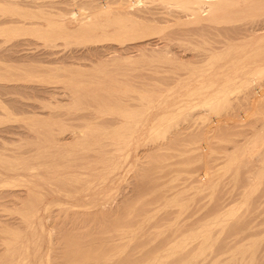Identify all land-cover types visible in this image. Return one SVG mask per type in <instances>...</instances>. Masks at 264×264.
<instances>
[{
	"label": "bare ground",
	"instance_id": "obj_1",
	"mask_svg": "<svg viewBox=\"0 0 264 264\" xmlns=\"http://www.w3.org/2000/svg\"><path fill=\"white\" fill-rule=\"evenodd\" d=\"M25 1L28 3V6L29 4L34 6V8L32 7V9H34L33 12L38 13L35 15L33 13V15L30 14L32 15L30 18L28 17L29 14H25L28 15L26 16L28 18H26L23 13H20L19 16L17 15L18 17L12 14L15 16V19H11L14 18L11 15L13 11L7 10L8 12H3L0 16L1 18L6 17V19L8 16L7 13L10 14L9 17L12 16L9 20L5 19V21H3V18L2 20L0 18V216L7 215L5 212L10 216L0 218V264H105V262L102 261L104 260L101 258L102 256L95 257L93 255V257H91L93 253L91 248H99V246L102 245L100 242L101 237H98L101 236L99 235L100 232H98V235H95L97 239H89L87 237L88 235H86L87 230L85 231V225L89 226L90 229L91 227L93 229L98 227L105 229L110 227H112V229L114 228L112 225L119 218V212L131 206L130 202L133 200L129 194L134 191L135 185L132 187L133 191H130L128 185H130L131 181L127 182L129 183L128 185L126 184V180L132 170L131 168L135 165L137 166L140 162L141 164L143 163L142 166H144L145 162L142 160H145L147 156L149 157L151 152H156L160 149L158 142L155 140H153V142L152 139L157 137V133L165 130L161 127L165 126L168 128L169 125H166V120L169 116L171 117L172 115L174 117L173 113H177L178 115L180 110H184L185 113L189 114V112L185 110L189 107L187 105H189V103L192 105L191 102L194 101V98L192 101L191 98L194 94L192 91L196 86L192 88L193 90H190L193 84L190 80L192 78L179 79L181 78V73L180 76V70L174 73L176 68H174L175 70L173 69V74L170 73L171 75L168 74V77H163L164 80L166 79L163 83L164 85L165 83L166 85L170 83V87L165 89H163L164 87L161 83L163 80H161V77V81H157L158 83L153 81L154 83L151 82V84L146 79L147 77H149L148 79H151V77L158 78V75L153 77L157 70L153 68L154 70L151 69L149 72L146 67V65L149 64H144L143 59L148 61L147 52L149 51H147V48H151L149 46L154 42V38L147 37V35L149 36L150 34L151 36V33L155 29V25L158 24L153 22L156 16L155 14L157 13L154 8L156 5L154 6L155 3L153 1H159L158 3L160 4L162 3L161 1L164 2V0ZM169 2L174 5L176 4L175 6H178V8H173L174 13H172L173 10L168 8H166L168 9L166 11H160L159 13L164 16V20L168 19L166 18L168 17L166 13H170L172 15H169L175 16L179 24L180 22L186 25L193 23V26L189 24L192 26V29L197 27L195 29L201 32L197 34H203L205 37L208 34L209 36L206 37L208 39L221 41L233 38L237 42L243 40L241 41V45H237L233 49H227L223 44L209 46L207 48L208 51L206 49L207 52L202 54L204 56H201L202 58H200V60L197 58L198 55V57L201 55L199 54L200 50L199 52L196 51L198 52L197 56H194L193 59L191 55L192 60L198 62L202 59V64L205 60L206 62L204 66L200 65L201 67L199 66L200 62H198L199 64L197 63V66H199L200 69L198 67L190 71L193 73H198L200 71V73L206 72V77L201 80L206 81L204 83L206 84L205 87L207 89L205 90H207L208 99L205 101L206 104L203 100H200L201 103L198 101V105L200 106L202 103L208 105L209 103V108L211 106L210 109L217 111V105L221 104L219 105V107L221 106L219 110L221 109L222 116L213 118L210 113L208 117H210V119L212 117L213 120L210 121L208 118V121L206 119L207 123L211 122L210 129L213 128V131L217 129L218 132L220 131L219 129L227 130L228 132L236 131V135L238 134V138L241 136L240 139L242 141L238 139V142H241L236 144V139L235 146H245L248 145L249 142L255 145L257 142L259 143V147H262L264 153V0H169ZM16 4L15 6L17 7ZM11 6L13 5L10 4V7ZM18 6L20 8L22 5L18 4ZM26 9H28L27 6ZM16 12H18V10H16ZM21 14L24 16V19H18L22 17ZM158 16L159 14H157L156 17ZM242 16H246V18L242 19ZM170 18L174 20V18ZM190 26L186 27L187 30L183 32H191L189 34L194 35L192 31L196 30H189L188 28H190ZM178 28L183 30V28ZM205 29L207 30L206 35L202 32ZM184 36L186 35L184 34ZM190 36L189 38H191ZM201 36L202 35H200V37ZM194 37L195 36H193V38ZM200 37H198V39ZM182 38L184 37L182 36ZM165 42L166 41L163 42L164 46H168V42H166L167 44ZM158 45L159 47L163 46L160 45V42ZM203 51L205 50L201 52ZM196 52L194 51L195 54L191 53L196 55ZM145 53L147 57L143 58ZM181 55H183V53L180 54V56ZM184 56H186L185 59L191 60L187 55H183L182 58H184ZM205 56L206 58H204ZM173 58L174 57H172V59ZM175 60L176 62L180 60L181 63L182 59ZM184 61L183 65L186 62ZM188 62L189 61H187V63ZM170 63L173 65L174 62L170 61ZM152 64L151 62L150 65ZM143 65H145L146 68ZM150 65L148 67L149 69ZM158 67L159 66L156 68L159 71L163 69H159ZM144 69H147L146 71L149 76H145V71L144 73L142 72ZM167 69L169 68L167 67ZM198 69L199 71H197ZM152 71H154V73H152ZM159 73L157 71V74ZM131 82H135L139 85V88L131 84ZM129 83L132 85L131 87L134 86L137 87V89L134 87V90H132L133 88H128L130 87ZM147 87H151L150 91ZM256 88H258V91ZM259 89L261 90L260 92ZM199 91L201 92L202 90L199 89ZM204 93H200L202 94L200 98L206 95ZM196 104L197 103H195V105ZM204 104L201 106L204 109L208 108V106L204 107ZM190 109L192 108L190 107ZM198 109L196 111H198ZM252 111H258V115L250 117ZM188 114L186 115L189 116ZM201 114H203V112H201ZM201 114H198L197 117H203ZM213 114H215V112ZM182 115L180 116L183 117ZM180 116L177 117V120ZM197 117L196 119L198 120L199 118ZM174 119L176 120V118ZM171 121L174 122V120ZM177 122L173 123L177 124L176 129L179 128ZM182 124L180 125L181 129L185 127H182ZM172 125H170V128H172ZM189 125H187V127ZM204 126H207V128L209 127L207 124H204ZM204 126L203 129H205ZM207 128L205 129V135L209 133L207 132ZM183 130L187 131V129ZM198 130H200L199 126ZM171 132H173V130ZM200 132L198 131V133ZM210 132L212 133V130ZM218 132H216V134H218ZM174 133L176 132L172 134L174 135ZM162 134L161 135L164 136V133ZM183 136L185 137V135ZM208 136L211 137L212 135ZM213 136L212 138H206L207 136H204V138L209 139L208 141L206 140L209 142L210 139L213 140L215 137ZM157 138L159 139V137ZM219 139L221 140V138ZM254 139H257V141L255 140L256 142H254ZM162 141L165 142L164 140ZM165 143H167V141ZM210 143H212V141H210ZM181 144L183 145V143ZM201 144L203 143L201 142ZM204 145L205 144L201 146L204 147ZM174 146H176V144ZM196 146L198 147V145ZM207 147L210 148L211 152L214 149V147L212 148L210 145ZM169 149L172 150L174 148L170 147ZM189 150L190 149H188V151ZM234 150L236 151L237 149ZM205 151H207V149ZM205 151H201L203 155L197 153L202 156L200 157L201 159L207 158L204 157L205 153L209 156V150V154ZM211 157L212 156H209L208 158L210 159ZM187 158H191V156ZM183 159L186 160L185 158ZM147 160L146 158L145 161ZM200 160L197 159V161ZM157 161L158 159L156 163ZM201 163H206L207 165V162L203 161ZM198 164L200 163L197 162V165ZM192 165L194 166V164ZM208 165H210V163H208ZM146 166L148 167L147 164ZM164 166H166V164ZM201 166H203V164ZM147 167L145 169L146 171ZM158 168L160 169V167ZM204 168H206V166ZM210 168L209 166L208 170ZM220 168L221 166L219 169ZM221 169L224 168L222 167ZM202 170H204L205 173L206 171L208 172L207 169ZM198 171H200V169L196 172ZM209 171H211L212 174L213 171ZM221 171L223 175L225 170ZM137 172L138 171H136V173ZM162 172L163 171H161V173ZM181 172L183 171H179V173ZM219 172L216 174L218 175ZM184 173L189 175L187 172ZM207 175L208 173H206V176ZM258 175V180L264 179L263 165ZM137 176L140 175H136L135 177L137 178ZM210 177L208 178L210 179ZM138 178L140 179L141 177ZM177 178H179V176ZM206 178L204 177V180L202 179L201 181L206 182ZM217 179L215 178L214 182H216ZM196 181H200L199 178H196ZM210 182H208V186ZM203 184L207 185V182L201 183L199 186L197 183L190 185L193 187L197 185L202 191L203 186H206ZM126 186L129 188L128 192H130L128 195L130 196L129 198L132 199L131 201H129L127 197ZM210 186L208 188H210ZM189 189H191V187H189ZM140 190L142 189H139V191ZM245 191L246 190H244L243 193ZM117 192L118 194L120 193V195L123 194L119 201L116 197L112 198L113 193ZM202 193L204 194L203 191ZM227 193L228 192H226V194ZM243 193V197L241 196V198H248L247 196L245 197ZM246 193H248V191ZM246 193L245 195H247ZM251 193L252 196L255 194L253 191H251ZM196 196L198 197L199 195ZM189 198L190 197H188V199ZM227 198H229V196ZM166 200L167 199L164 201ZM239 201L243 202V200ZM172 202L175 203L174 200H172ZM170 203L167 204L170 205ZM187 203H185L186 207ZM234 204L233 202L231 206H223L222 210L219 209L220 212L218 214L216 213L214 216L212 215V217H210L212 218L210 221H208L209 216H207L208 219L205 218L206 222L204 221V224L202 221L200 222L202 225L196 230L198 231L200 229L198 234L196 232L190 233H196L197 235L193 234L192 236L189 234V237L179 242L181 244H174V246H177L179 249L170 246L167 252L166 250L165 252L164 250L163 252L162 250L159 251L161 253L154 259H148L149 261L146 259L147 262L141 261V263L133 262L135 264H160L163 262L164 264V262L169 259L167 258L168 256H171V254L174 256L175 252L178 253L180 250L185 249L184 247H179V245H185L186 248L189 245L188 248H191L190 245L193 247V243L196 240V242L200 241L199 238L202 239V243L203 240L204 243H207L205 240L209 239L212 233L211 229L215 228V225H221L222 227L226 225L228 220L226 218L232 216L231 213H229V208L234 207ZM168 208L169 207H167V209ZM215 211L216 210H214V213ZM227 211L229 212L227 213ZM226 213L227 215L230 214V216L227 217ZM148 215L149 214L143 216L134 227L132 226L130 229L125 227L127 229L126 232L124 231L125 228L123 230L121 229L125 234L123 233V235H121L116 232V235H113L114 232H110L109 235L114 236L113 240L116 242L124 241L125 243L126 240H134V238H131L132 236L130 238L128 237V233L133 231L135 237V231L140 226L145 225L146 222H150L149 219L151 216L149 217ZM116 225L118 224L116 223ZM83 226H85V229L82 230L85 232L80 231ZM57 227L60 229H57L58 231H62V229L64 231L58 234L59 232L56 230ZM69 228H72L74 233H72L73 231L71 232V230L68 231ZM102 228L100 231H102ZM117 230L121 232L118 228ZM220 233L223 232L220 231ZM92 234L94 235V233H91V235ZM98 238L100 241H97ZM253 240L255 243V239ZM260 240L257 238L258 242ZM128 241H126V243H128ZM250 244L252 243L250 242ZM125 245L124 247L127 246ZM253 246L254 245L251 247ZM109 247L111 248V245ZM121 247L123 248V246ZM249 247L248 249L253 252V249ZM255 247H257V245H255ZM172 248H174V250H172ZM175 249L177 251H175ZM256 249H258V247ZM90 250L92 251L91 255H89L90 252H87ZM121 251L120 253L114 251L118 259L119 256L124 255L122 252H125V250ZM239 251L240 253L242 252L241 249L237 250L236 252H238V255ZM86 252L91 258H87L88 255ZM236 252L235 255H237ZM84 253L87 256H83ZM246 253L247 252H245V254ZM94 254L101 255L97 252ZM225 256L227 257V255ZM195 259L192 258V261ZM187 261L189 262L190 260H184L183 262L185 264H193ZM128 262L130 261L128 260ZM136 262L140 261L137 260ZM183 262H180V264ZM194 263L196 264V262Z\"/></svg>",
	"mask_w": 264,
	"mask_h": 264
},
{
	"label": "rangeland",
	"instance_id": "obj_2",
	"mask_svg": "<svg viewBox=\"0 0 264 264\" xmlns=\"http://www.w3.org/2000/svg\"><path fill=\"white\" fill-rule=\"evenodd\" d=\"M170 1H172V0H170ZM0 16L3 14V12H5L6 13V11L8 10H10L12 13H11V15L12 14H14L16 17H18L19 16V14L20 13H23V15H25V14H29V16L28 15H25V17L26 16H28L29 18L30 17H32V15L34 14H36V13H38V12H33L34 11V9H32V7L34 8V6H32V5H30L29 4V6H28V3L25 1V0H10V2H9V0H0ZM4 2H6V3H4ZM14 2V3H13ZM18 2V3H17ZM19 2H21V3H19ZM155 4H154V6L156 5V7H157V9H156V7H154L155 8V11L157 12L155 15L157 16V14H159V16L158 17H154V23H158V24H156L155 25V29L153 30V32L151 33V36H150V34H149V36L147 35V37H153L152 39H153V41L154 42H152V46L150 45L149 47H151V48H147V51H152V52H147V54L145 53V55H143V58H145V57H147V60L148 61H145L146 59H143L144 60V64H149L150 65V63L152 62L153 64L152 65H150V69L148 68L149 67V65H146V67H147V69L149 70V72H150V70L152 69V70H157L158 71V73L159 72H161V73H159V74H157V71H155L156 73H155V76H153V77H156L157 75V77L158 78H152L151 77V79H148L149 77H147L146 79H147V81L151 84V82H153V81H155V83L158 81H161V80H163V82L161 81V83H162V85H163V89H165V88H167V87H170V83H169V85L167 84L166 85V83H165V85L163 84L164 83V81H166V79L164 80L163 79V77L165 78V76H167L168 74L169 75H171V74H173V69L174 68H176V71H174V73H176V72H179L178 70H180V72H179V76H180V73H181V78H179V79H189V78H192V79H190L191 81H192V83L194 84H192L191 85V87H190V90H193L192 88H194L195 86V88H197V89H195L194 88V90L192 91V93L194 92V94H193V96H192V98H191V101L193 100V98H194V101H190L191 103H192V105L189 103V105H187V106H189V107H187V110H185V111H188L189 112V114L188 113H185L184 112V110H180L179 112H178V115H177V113H173V115H174V117L171 115V117L169 116V118H170V120H169V118L166 120V125H169L168 126V128L167 127H161L162 129H165V130H163V131H161V130H159V131H161V132H159L160 133V135L162 134V133H164V136H160L159 135V133H157L158 135H157V137H159V139L156 137V138H153L152 139V141L153 140H155L156 142H158V146H159V148L160 149H158L156 152H151L150 154H149V157L147 156L146 158L148 159L147 161H145L146 160V158H145V160L143 159L142 161L143 162H145L144 163V166H142V164H141V162L139 163V164H137V166L135 165V166H133V168H131L132 170L130 171V173H129V177H128V181L126 180V184L128 185L129 183H127V182H130V185H128V187H130V189L129 188H127V186H126V189H127V197L129 198L130 196H131V198H133V200L131 199V198H129V201H131L130 202V205L131 206H128V207H126L125 209H122L120 212H119V218L113 223V229H112V227H110V228H107V229H105V228H102V231H100L101 230V228L100 227H98V228H95V229H93L92 227H91V229H90V227L89 226H87V225H85V226H83L82 228H81V230L80 231H82V232H85L86 230H87V232H86V235H88L87 237L90 239H92V238H96L97 239V237L95 236V235H98V232H100V234L99 235H101V236H98V237H101L100 238V240H99V238H98V240L97 241H100L101 243H102V245L101 246H99V248H100V250L102 251V253H101V251L99 250V248H95V249H93V248H91V250L93 251V253H92V251L90 250V251H87L88 253L90 252V254L89 255H91V253H92V255H91V257H93V255L95 256V257H101L102 259H104V260H102L101 258V260L102 261H104L105 262V264L107 263V264H127V263H129V264H133L134 262L135 263H141V261H146L147 262V260L149 259H151V258H156V257H158L159 256V254L161 253V252H159V251H161L162 250V252H163V250H164V252H165V250H166V252L168 251L167 249L171 246H173V247H177V246H174V244L175 243H178V244H181V243H179L180 241H184L187 237H189L190 235H192L193 236V234L194 235H197L198 234V231H200V229L198 230V231H196L198 228H200L201 226L200 225H202V223L204 224V221L206 220V219H208L207 218V216H209V219H208V221H210V219L212 220V218H210V217H212V215L214 216L216 213L218 214L219 212H220V210H222V208H223V206L225 207H227V205L229 206H231V203H235L234 204V207H230L229 208V210H230V212L229 211H227V213L229 212V213H231V215L232 216H230V214L229 215H227V213H226V216L228 217V216H230V217H228V218H226V219H228L227 220V223H226V227L224 226V227H222L221 225H215L216 227L215 228H212L211 229V236L209 237V239H206L205 241L207 242V243H204V240H203V243L201 242V240L202 239H200L198 236V238H199V240L200 241H198V242H201V243H198V242H194L193 243V247H192V245H190L191 246V248H188L189 247V245L187 246V248L185 247V245L184 246H180L179 245V247H181V248H185V249H182V250H184V251H182V250H180V251H182V252H180L179 250V252L177 253V252H175L174 253V256H172L173 254H171V256H168V255H170V254H168L167 256V258H169V259H167V261L166 262H164V264H180V262H183L184 260L186 261V260H190L189 262L190 263H193V264H195L194 262H196V264H197V262H198V264H264V179L263 180H258L259 179V171H260V169L262 168V165L264 166V153H263V150H262V147L260 146L259 147V143H257L256 141H257V139H254V142H256L255 143V145L254 144H252V143H250V145H249V143H248V145H239V146H235V141H236V139H237V143L236 144H239L242 140L240 139L241 138V136L238 138V134L236 135V131H232V132H228L227 130H223V129H219L220 131L218 132V130L217 129H215L216 131H213V128L212 129H210L211 128V122H209V123H207V121H206V119L208 120V118L210 119V117H208L209 116V114L210 115H212L213 116V118H215V117H218V116H222L221 115V109L219 110V108H221V106L219 107V105H221V104H218L217 106V111H213L212 109H210L211 108V106H210V108H209V103H208V105H205L206 103H205V101H207V99H208V97H207V90H205V89H207L205 86H206V84L204 83V82H206L205 80H201V79H203V78H205L206 77V72L204 73H200V72H198V73H193V72H191L190 70H195L196 68H198L200 65H202V66H204V64H205V62H206V60H205V62H203V64H202V59H201V61H198V62H200V64L196 61V60H192V58L194 59V56H197V53L199 52V50H200V52L202 51V50H205V51H203V52H199V54H201L200 55V57H198L197 56V58L200 60V58H202L204 55H202V54H204V53H206L207 51H208V47L209 46H212V45H220V44H223L224 46H225V48H235L237 45H241L242 44V42L241 41H243V40H240L239 42H237L235 39H229V40H221V41H214V40H211V39H208V38H206V37H208L209 35L207 34V30L205 29L204 31H202L203 33H204V35H206V37L205 36H203V34H197V33H201L200 31H197L195 28H197V27H195V28H193L192 29V24L193 23H189L190 25H192V26H190L189 24L188 25H186V24H183V23H181L180 22V24H179V22H177L176 21V18H175V16H170V15H172V14H168V13H166L167 14V16L168 17H166V18H170V17H172V18H174V20L173 19H171V21H170V19L167 21L166 19L164 20V16H162L161 15V13H159L160 11H166V10H168V9H170V10H173V12L172 13H174V9L173 8H178V6H175L173 3H170L169 2V0L167 1V0H164V2L163 1H161L162 3H158L159 1H153ZM169 2V3H168ZM13 3V4H12ZM17 3V4H16ZM156 3H158V4H156ZM2 4H3V6H2ZM4 4H5V6H4ZM7 4V5H6ZM10 4L11 5H13V6H11L10 7ZM15 4L17 5V7L15 6ZM18 4L19 5H22V6H20V8H19V6H18ZM25 4H27V5H25ZM168 4H169V6H168ZM174 6H173V5ZM25 5V6H24ZM160 5H161V7H160ZM173 7H172V6ZM26 6H27V8L28 9H26ZM31 6V7H30ZM10 7V8H9ZM15 7V8H14ZM12 8V9H11ZM32 9V12H31V9ZM36 8V7H35ZM164 8V9H163ZM166 8H168V9H166ZM5 10V11H3V10ZM22 9V10H21ZM24 9V10H23ZM30 9V10H29ZM2 10V11H1ZM16 10H18V12H16ZM26 10V11H25ZM38 10V9H37ZM7 11V12H8ZM22 11V12H21ZM28 11V12H27ZM36 11V10H35ZM16 13V14H15ZM18 13V14H17ZM33 13V14H32ZM8 14V16H7V19H6V17H2L4 20L3 21H5V19L6 20H9V18H11L12 16L14 17V18H11V19H15V16L14 15H12L11 17H9V13H7ZM7 14H5V15H7ZM30 14H32V15H30ZM18 15V16H17ZM22 15V14H21ZM20 15V16H21ZM22 15V17H19L18 19H24V16ZM4 16V15H3ZM161 16V17H160ZM170 16V17H169ZM28 17H26V18H28ZM160 17V18H159ZM1 18V17H0ZM2 18H1V20H2ZM242 19L243 18H246V16L244 17V16H242L241 17ZM158 21V22H157ZM167 21V22H166ZM177 23V24H176ZM185 27H184V26ZM194 25H196V24H194ZM183 26V27H182ZM188 26H190V28H188L189 30H196V31H192L193 33H194V35H191V34H189V33H191V32H189V33H184L183 31H185V30H187V28L186 27H188ZM197 26V25H196ZM178 27H180V28H183V30L181 29H179ZM175 30H174V29ZM184 28H186V29H184ZM173 30V31H172ZM181 32H180V31ZM206 31V32H205ZM174 32V33H173ZM177 33H179V34H177ZM186 35V36H184V34ZM192 33V34H193ZM176 34V35H175ZM171 35V36H170ZM187 35H191L190 37L191 38H189V36H187ZM200 35H202L201 37H200ZM174 36H175V39H174ZM178 36V37H177ZM182 36L184 37V38H182ZM193 36H195L194 38H193ZM186 37V38H185ZM198 37H200L199 39H198ZM187 38H189V39H187ZM172 39V40H171ZM180 39V40H179ZM182 39V40H181ZM192 39H194V40H192ZM224 39H226V38H224ZM247 39H249V38H247ZM157 41V42H156ZM164 41H166V42H168V46L167 45H165L164 46ZM159 42H160V45H163V46H160L159 47ZM165 42V43H166ZM154 43V44H153ZM157 45H156V44ZM167 44V43H166ZM155 46V47H154ZM159 47V48H158ZM149 49H151V50H149ZM152 49H154V50H152ZM206 49H207V51H206ZM186 50V51H185ZM183 51H185V52H183ZM194 51L196 52V51H198V52H196V55H193V54H195L194 53ZM193 54H192V53ZM183 53V55H187V57H192L191 58V60H189V59H185L186 58V56H184V58H182L183 57V55H181L180 56V54H182ZM179 54V55H178ZM189 54V55H188ZM147 55V56H146ZM192 55V56H191ZM154 56V57H153ZM202 56V57H201ZM172 57H174L173 59H172ZM177 57V58H176ZM179 57V58H178ZM150 58H151V62H150ZM204 58H206V56L204 57ZM169 59V60H168ZM170 59H172V60H170ZM175 59H182L181 60V63H180V60H177V62H176V60ZM197 59V60H198ZM186 62H185V61ZM203 60V61H204ZM170 61L171 62H174L173 63V65H172V63H170ZM183 61L185 62V64L183 65ZM187 61H189L188 63H187ZM149 62V63H148ZM172 65H170V64ZM180 63V64H179ZM199 64V66H197L198 64ZM159 66L158 68L160 69H162L161 71H159L156 67L157 66ZM165 65H168V66H165ZM144 67H145V65H143ZM142 66V67H143ZM152 66V67H151ZM165 66V67H164ZM176 66V67H175ZM145 67V68H146ZM167 67L169 68V69H167ZM201 67V66H200ZM200 67H199V69H200ZM154 68V69H153ZM166 68V69H165ZM178 68V69H177ZM194 68V69H193ZM209 68H211V67H209ZM143 69V68H142ZM147 69H144V70H142V72L144 73V71L146 72V73H144L145 74V76H149V74L147 73ZM199 69L197 70V71H199ZM175 70V69H174ZM152 73H154V71H152ZM152 73H150V74H152ZM166 73V74H165ZM171 73V74H170ZM200 73V74H199ZM178 74V73H177ZM202 74V75H201ZM153 75V74H152ZM168 75V76H169ZM151 76V75H150ZM167 76V77H168ZM162 79H161V78ZM194 77V78H193ZM159 79V80H158ZM161 79V80H160ZM195 79H196V81H195ZM157 82V83H158ZM201 82V83H200ZM203 82V83H202ZM135 82H131V84H133V85H136L137 87L139 86V85H137L136 83L134 84ZM154 83V82H153ZM152 83V84H153ZM130 83H129V86L130 87H128V88H133V87H131L132 85H131ZM197 84V85H196ZM199 84H201V85H199ZM203 84V85H202ZM161 85V86H162ZM199 86V87H198ZM137 87H134L135 89H137ZM202 87H203V89H202ZM127 88V89H128ZM134 88L132 89V90H134ZM139 88V87H138ZM201 89L202 91L200 92L199 91V89ZM147 89L150 91V89H151V87H147ZM258 88H256V90H257ZM130 90V89H129ZM198 90V91H197ZM131 91V90H130ZM197 91V92H196ZM206 91V92H205ZM258 91V90H257ZM261 90L259 89V92H260ZM196 92V93H195ZM205 92V93H204ZM200 93H204V94H206V95H203L201 98H200V96L202 95V94H200ZM196 96V97H195ZM199 97V98H198ZM207 97V98H206ZM205 98V99H204ZM196 99H197V101H196ZM199 99V100H198ZM203 100V102L205 103H202V104H204V107H206V106H208V108L211 110H209L208 108H206V109H204L201 105L202 104H200V106L198 105L199 104V102L201 103V101ZM199 101V102H198ZM195 103H197L196 105H195ZM195 105V109L193 108V106ZM190 107L192 108V109H190ZM197 107V108H196ZM202 107V108H201ZM199 108V109H198ZM198 109V111H196ZM204 110V111H203ZM205 110H206V112H205ZM219 110V111H218ZM210 111V112H209ZM201 112H203V114H201ZM215 112V114H213ZM184 113V114H183ZM201 114L203 117H201V118H199V117H197L198 116V114ZM183 114V115H182ZM186 114H188L189 116H187ZM180 115H182L183 117H181ZM258 115V111H252L251 112V114H250V117H253V116H257ZM180 116V118L177 120V117H179ZM206 116V117H205ZM186 117V118H185ZM195 117V118H194ZM196 117L197 118H199L198 120L196 119ZM174 118H176V120L178 121H176ZM183 118V119H182ZM190 118V119H189ZM213 118L211 117V119H210V121L211 120H213ZM171 120H174V122H177L178 123V129H176V127H177V124H173L174 122L173 121H171ZM182 120V121H181ZM188 120H190V121H188ZM201 120V121H200ZM169 121V122H168ZM191 121H192V123H191ZM194 121V122H193ZM195 121H197V122H195ZM209 121V120H208ZM173 124H171V123ZM204 122V123H203ZM170 123V124H169ZM183 123V124H182ZM187 123H189V124H187V125H189L188 127H187V125L186 124ZM199 125H198V124ZM202 123V124H201ZM182 124V127H184V128H182L181 129V127H180V125ZM204 124H207L209 127L207 128V126H204ZM170 125H172V128H170ZM204 126V128L206 129L207 128V132H209V133H207V135H205L204 133H206V130L205 129H203V126ZM198 126H199V129L200 130H198ZM200 126H202V127H200ZM175 129H174V128ZM194 129H193V128ZM197 129H196V128ZM160 128V129H161ZM167 128V129H166ZM169 128H170V130H169ZM191 128V129H190ZM202 128V129H201ZM173 130V132H176L177 133V135H176V133H174V135L172 134L173 132H171L172 130ZM183 129H187V131H185V130H183ZM193 129V130H192ZM167 130H169V131H167ZM175 130V131H174ZM179 130V131H178ZM189 130V131H188ZM196 130V131H195ZM202 130V131H201ZM212 130V133L214 134V136L216 137H214L213 136V134L210 132ZM178 131V132H177ZM180 131H182V132H180ZM198 131L200 132V133H198ZM226 131V132H225ZM169 132V133H168ZM216 132H218V134H216ZM236 132V133H235ZM166 133H168V134H166ZM183 133V134H182ZM211 133V134H210ZM199 134H200V136H199ZM231 135V137H230V135ZM171 135H172V137H171ZM181 135V136H180ZM183 135H185V137L183 136ZM194 135H196V136H194ZM208 135H212L214 138H213V140H211L210 139V141H212V143H210V141L209 142H207L209 139H205L204 138V136H207L206 138H212V136L211 137H209ZM224 137H223V136ZM182 138H180V137ZM188 136H191V137H188ZM198 136V137H197ZM227 136V137H226ZM177 139H176V138ZM168 140H167V139ZM197 138V139H196ZM219 138H221V140L219 139ZM224 138V139H223ZM243 138V137H242ZM158 139V140H157ZM200 139V140H199ZM216 139V140H215ZM238 139L239 140H241V141H239L238 142ZM148 140H151V139H148ZM162 140H164L165 142L167 141V143H165V142H163ZM174 140V141H173ZM177 140V141H176ZM183 140H186V141H183ZM204 140V141H203ZM207 140V141H206ZM256 140V141H255ZM161 141V142H160ZM176 141V142H175ZM183 141V142H182ZM190 143H188V142ZM220 141V142H219ZM226 141V142H225ZM149 142H151V141H149ZM154 142V141H153ZM170 142H172V143H170ZM198 142V143H197ZM201 142L203 143V144H205L204 145V147L207 149V151H205L206 149L204 148V147H202L203 146V144H201ZM223 142H225V143H223ZM258 142H260V141H258ZM159 143H160V145H161V147H160V145H159ZM178 143V144H177ZM181 143H183V145L181 144ZM218 143V144H217ZM221 143H222V145H221ZM228 143H230V144H228ZM261 143V142H260ZM167 144V145H166ZM173 144V145H172ZM176 144V146H174ZM172 145V146H171ZM185 145V146H184ZM188 145V146H187ZM193 145H198V147L196 146V149H195V146H193ZM202 145V146H201ZM211 146L212 148L214 147V149H213V151L211 152L210 151V148L209 147H207V146ZM216 146V147H215ZM220 146V147H219ZM254 146H256V147H254ZM171 147V148H174V149H172L173 150V152H172V150H170L169 148ZM182 147V148H181ZM190 147V148H189ZM200 147V148H199ZM233 147V148H232ZM236 147V148H235ZM168 148V149H167ZM186 148H188V149H190L189 151H188V149H186ZM192 148V149H191ZM193 148H194V150H193ZM211 148V149H212ZM216 148H217V150H216ZM219 148V149H218ZM222 148H224V149H226V150H224V149H222ZM166 151H165V150ZM185 149V150H184ZM222 149V150H221ZM234 149H237L236 151L234 150ZM248 150V149H250V150H248V151H246V150ZM254 149V150H253ZM169 150V151H168ZM196 150V151H195ZM203 150L205 151V152H207V154H209L208 153V150H209V152H210V154H209V156H212L210 159L208 158L209 156L208 155H206V153H205V155H204V157H207V158H204V159H201L200 157H202V156H200V154H197V153H201V155H203L202 154V152H203ZM218 150H219V152H218ZM258 150V151H257ZM261 150H262V152H261ZM180 151V152H179ZM188 151V152H187ZM191 151V152H190ZM202 151V152H201ZM217 151V152H216ZM226 151V152H225ZM234 151H235V153H234ZM255 151V152H254ZM161 152V153H160ZM189 152H190V154H189ZM195 152V153H194ZM216 152V153H215ZM225 154H224V153ZM246 152V153H245ZM179 155H177V154ZM214 153V154H213ZM237 153V154H236ZM157 154H159V155H157ZM187 155V157H190L191 156V158H187L186 157V155ZM193 154V155H192ZM219 154V155H218ZM236 154V155H235ZM163 155V156H162ZM173 156V158H172V156ZM183 155V156H182ZM199 155V156H198ZM216 155V156H215ZM230 155H231V157H230ZM263 155V156H262ZM151 156V157H150ZM167 156V157H166ZM175 156H176V158H175ZM195 156V157H194ZM218 156V157H217ZM229 156V157H228ZM233 156H235V157H233ZM159 157V158H158ZM227 159H226V158ZM164 158V159H163ZM168 158V159H167ZM183 158H185L186 160H184ZM194 158V159H193ZM202 160H200V159ZM215 158V159H214ZM221 158V159H220ZM241 160H240V159ZM253 158H255V159H253ZM158 159V161H157V163H156V160ZM165 159H167V160H165ZM171 159V160H170ZM175 159V160H174ZM180 159V160H179ZM197 159L198 160H200V161H197ZM212 159H214V160H212ZM225 159H226V162H225ZM232 159V160H231ZM234 159H235V161H234ZM150 160V161H149ZM170 160V161H169ZM178 160V161H177ZM240 160V161H239ZM161 161V162H160ZM164 161H166V162H164ZM191 161V162H190ZM195 161H196V164H195ZM207 162V165H206V163H201V162ZM259 161V162H258ZM263 161V162H262ZM154 162V163H153ZM159 162V163H158ZM173 162V163H172ZM190 162V163H189ZM197 162L198 163H200V164H198L197 165ZM214 162V163H213ZM216 162V163H215ZM223 162V163H222ZM235 162V163H234ZM247 162V163H246ZM156 163V164H155ZM169 163V164H168ZM172 163V164H171ZM208 163H210V165H208ZM146 164L148 165V167L146 166ZM166 164V166H164ZM190 164V165H189ZM192 164H194V166L192 165ZM203 164V166H201ZM163 165V166H162ZM174 165V166H173ZM218 166V169H217V166ZM234 165V166H233ZM242 165V166H241ZM256 165V166H255ZM162 166V167H161ZM181 166V167H180ZM206 166V168H204ZM209 166L211 167L209 170H212L213 172H212V174H211V171H209L208 170V168H209ZM221 166V168L223 167L224 169H221V170H225L224 172H223V175H222V171L219 169V167ZM225 166V167H224ZM238 166V167H237ZM259 166V167H258ZM145 167V168H144ZM146 167H147V171L145 170L146 169ZM153 167H155V168H153ZM158 167H160V169L158 168ZM193 167V168H192ZM228 167V168H227ZM231 167H232V169H231ZM140 168H143V169H140ZM153 170H152V169ZM158 168V169H157ZM197 168V169H196ZM227 168V169H226ZM260 168V169H259ZM164 169V170H163ZM181 169H183V170H181ZM189 169H191V170H189ZM198 169H200V171L202 170V169H207L208 170V172L206 171V173H208V175L206 176V173H205V171L204 170H202L201 172L200 171H198V172H196ZM259 169V170H258ZM141 170H142V172H141ZM190 172H189V171ZM216 170V171H215ZM221 172V175H220V172ZM228 170V171H227ZM236 170V171H235ZM258 172H257V171ZM136 171H138L137 173H136ZM140 171V172H139ZM149 171V172H148ZM153 171V172H152ZM161 171H163L162 173H161ZM179 171H183V172H181V173H179ZM192 171V172H191ZM254 171V172H253ZM184 172H187V174H189V175H186ZM194 172V173H193ZM195 172H196V175H195ZM200 172V174L198 175V173ZM203 172H204V174H203ZM215 172V173H214ZM217 172H219L218 173V175L216 174ZM238 172V173H237ZM252 172V173H251ZM133 173V174H132ZM139 173V174H138ZM155 175H154V174ZM171 173H172V175H171ZM193 173V174H192ZM210 173V174H209ZM214 173V174H213ZM143 174V175H142ZM183 174H185V175H183ZM201 174H202V176H201ZM131 175V176H130ZM136 175H140V176H137V178L135 177ZM154 175V176H153ZM176 177H175V176ZM179 176V178H177L178 176ZM190 175H193V176H190ZM194 175H195V177H194ZM218 177H217V176ZM225 175V176H224ZM232 175V176H231ZM151 176V177H150ZM163 176V177H162ZM181 176V177H180ZM184 178H183V177ZM199 176V177H198ZM211 176V177H210ZM138 177H141L140 179L138 178ZM192 177V178H191ZM194 177V178H193ZM202 177V178H201ZM204 177L207 179H205L206 180V182H207V185L206 184H203V185H206V186H203V192H204V194L202 193V191H201V188L199 189L198 188V186L201 184V183H206L205 181L204 182H202L201 180L203 179L204 180ZM208 177H210V179L208 178ZM220 177V178H219ZM225 177V178H224ZM233 177V178H232ZM255 177H257V178H255ZM135 178H136V180H135ZM146 178V179H145ZM153 180H152V179ZM188 178V179H187ZM196 178H199V180L200 181H198L199 182V184H198V182L196 181ZM217 179L216 180V182H214L215 180L214 179ZM145 179V180H144ZM150 179V180H149ZM161 179V180H160ZM178 181H177V180ZM186 179V180H185ZM191 179V180H190ZM227 179V180H226ZM230 179V180H229ZM255 179V180H254ZM137 182H135V181ZM139 180V181H138ZM174 180V181H173ZM189 180V181H188ZM232 180V181H231ZM140 181H141V183H140ZM145 181H146V183H145ZM184 181V182H183ZM211 181V182H210ZM220 181V182H219ZM239 181V182H238ZM244 181V182H243ZM259 183H257V182ZM208 182H210V184H209V186L211 185V184H213V185H211L210 186V188H208L209 186H208ZM213 182V183H212ZM224 182V183H223ZM246 182V183H245ZM255 182H256V184H255ZM135 183V184H134ZM180 183V184H179ZM197 183V185L195 186V187H193V186H191V185H194V184H196ZM223 183V184H222ZM234 183V184H233ZM132 184H133V186H132ZM178 184V185H177ZM186 184V185H185ZM191 184V185H190ZM218 184V185H217ZM233 184V185H232ZM255 184V185H254ZM134 185H135V187H134ZM139 185V186H138ZM141 185V186H140ZM143 185V186H142ZM185 185V186H184ZM235 185V186H234ZM254 185V186H253ZM167 186V187H166ZM132 187H134V191H133V189H132ZM138 187V188H137ZM140 187V188H139ZM142 187V188H141ZM147 187V188H146ZM168 187H170V188H168ZM189 187H191V189H189ZM248 187V188H247ZM258 187V188H257ZM137 188V189H136ZM144 188V189H143ZM151 188V189H150ZM158 188H159V191H158ZM162 188V189H161ZM166 188V189H165ZM182 188V189H181ZM196 190H195V189ZM205 188V189H204ZM238 188V189H237ZM125 189V190H126ZM128 189L130 190V191H133V192H130V194H129V192H128ZM136 189V190H135ZM139 189H142V190H140L139 191ZM148 189H149V191H148ZM157 189V190H156ZM210 189V190H209ZM216 189V190H215ZM233 191H232V190ZM248 189V190H247ZM249 189H250V191H249ZM258 189V190H257ZM170 190V191H169ZM209 190V191H208ZM214 190H215V192H214ZM244 190H246L244 193H243V191ZM256 190V191H255ZM136 191H137V193H136ZM156 191V192H155ZM157 191H158V193H157ZM181 191H182V193H181ZM190 193H189V192ZM199 191V192H198ZM213 191V192H212ZM230 191H231V193H230ZM248 191V193H246ZM251 191H253V192H255V194L252 196V193H251ZM259 191V192H258ZM172 192V193H171ZM176 192H180L179 194L178 193H176ZM185 192H187V193H185ZM212 194H210V193ZM226 192H228L227 194H226ZM134 195H133V194ZM147 193V194H146ZM152 193V194H151ZM167 193V194H166ZM175 193V194H174ZM198 193V194H197ZM200 193V194H199ZM242 193H243V195L246 197H248L249 198V200H248V198H245V199H243V198H241V196H242ZM245 193L247 194V195H245ZM130 196H129V195ZM132 194V195H131ZM159 194V195H158ZM199 195L198 197L196 196V195ZM208 194V195H207ZM121 195H123V194H121ZM121 195H120V193L118 194V192L117 193H113V197L112 198H117L118 199V201L120 200V198H121ZM141 195V196H140ZM172 195V196H171ZM187 195V196H186ZM194 195H195V197H194ZM216 195V196H215ZM251 196V197H249V196ZM162 196H164V197H162ZM166 196H167V198H166ZM180 196V197H179ZM181 196H184V197H181ZM212 196V197H211ZM226 196V197H225ZM229 196V198H227ZM234 196H236V197H234ZM119 197V198H118ZM138 197V198H137ZM188 197H190L189 199H188ZM192 197V198H191ZM197 197V198H196ZM208 197H209V199H208ZM211 197V198H210ZM224 197V198H223ZM243 197V196H242ZM143 198V199H142ZM156 198V199H155ZM178 198V199H177ZM185 198V199H184ZM195 198V199H194ZM241 198V199H240ZM251 198V199H250ZM165 199H167L166 201H164ZM170 199H171V201H170ZM177 199V200H176ZM188 200V203H187V200ZM202 199V200H201ZM211 199V200H210ZM142 200V201H141ZM172 200H174V202L175 203H173L172 202ZM181 200V201H180ZM200 201V202H198V201ZM229 200V201H228ZM231 200V201H230ZM239 200H243V202H241V201H239ZM244 200H245V202H244ZM138 201V202H137ZM228 201V202H227ZM239 201V202H238ZM132 202H133V204H132ZM171 202V203H170ZM179 202V203H178ZM181 202V203H180ZM191 202V203H190ZM193 202V203H192ZM197 202H198V204H197ZM165 203V204H164ZM167 203H170V205L169 204H167ZM173 203V204H172ZM185 203H187V207H186V205H185ZM240 203V204H239ZM164 204V205H163ZM174 205V206H172V205ZM179 204V205H178ZM190 204V205H189ZM192 204V205H191ZM210 204V205H209ZM163 205V206H162ZM168 205V206H167ZM193 205H194V207H193ZM222 205V206H221ZM237 205H238V208H239V210H238V208H237ZM240 205V206H239ZM146 206V207H145ZM165 206H167V207H169L168 209H167V207H165ZM172 206V207H171ZM183 206V207H182ZM189 206V207H188ZM192 206V207H191ZM221 206V207H220ZM132 207V208H131ZM206 207V208H205ZM236 207V208H235ZM129 208V209H128ZM209 208V209H208ZM214 208V209H213ZM232 208H233V210H232ZM235 208V209H234ZM205 209V210H204ZM220 209V210H219ZM129 210V211H128ZM171 210V211H170ZM173 210V211H172ZM214 210H216L215 211V213H214ZM217 210H219V211H217ZM231 210H232V212H231ZM238 210V211H237ZM213 211V212H212ZM235 211V212H234ZM127 212V213H126ZM201 212V213H200ZM238 212V213H237ZM7 215H3V216H0V218H3V217H7V216H9V214L7 213V212H5ZM150 213H151V215H150ZM205 213H206V215H205ZM209 213V214H208ZM213 213V214H212ZM236 213H237V215H236ZM145 214V215H144ZM147 214H149L148 216L150 217V219H149V221L150 222H146L145 223V225H143V226H140L136 231H135V237H134V235H133V231H131L132 232V235H131V232H129L128 233V231H127V233H128V237L130 238L131 236V238H134V240H132V239H130V241H128V240H126V241H128V243H126V241H125V243H126V245H125V243H124V241L122 242V241H120V242H116L115 240H113V238H114V236H110L109 234H110V232H114L113 233V235H116V232H118L117 234H121V235H123V233L125 234V232H126V230L127 229H130V227H134L135 226V224L143 217V216H147ZM153 214H154V216H153ZM198 214V215H197ZM235 214V215H234ZM124 215V216H123ZM197 215V216H196ZM236 216V217H234V216ZM204 216V217H203ZM10 217V216H9ZM8 217V218H9ZM140 217V218H139ZM234 217V218H233ZM152 218V219H151ZM206 218V219H205ZM10 219V218H9ZM126 219V220H125ZM201 219V220H200ZM230 219V220H229ZM235 219V220H234ZM197 220V221H196ZM120 221V222H119ZM123 221V222H122ZM202 221V223L200 224V222ZM207 221V222H208ZM125 222V223H124ZM206 222V221H205ZM238 222V223H237ZM116 223L118 224V225H116ZM121 223V224H120ZM209 223V222H208ZM236 223V224H235ZM119 225H120V227H119ZM124 225V226H123ZM127 225H129V226H127ZM197 225V226H196ZM121 226H122V228H121ZM199 226V227H198ZM221 226V227H220ZM228 226V227H227ZM231 226V227H230ZM86 229H85V228ZM89 227V228H88ZM127 229H126V228ZM219 227V228H218ZM117 228L119 229V230H123L124 228V231L122 232V230H121V232L120 231H118L117 230ZM57 229H59L58 227L56 228V230ZM82 229H85V231L84 230H82ZM90 229V230H89ZM109 229H112V230H109ZM213 229H214V231H213ZM60 230V229H59ZM71 230V232L73 231V229L72 228H69V230L68 231H70ZM90 232H89V231ZM93 230V231H92ZM64 230L62 229V231H58L57 230V232H59L58 234H60V232H63ZM75 231H76V229H75ZM97 231V232H96ZM220 231H222L223 233H220ZM104 232V233H103ZM192 232H196V233H193V234H190V233H192ZM56 233V232H55ZM54 233V234H55ZM72 233H74V231L72 232ZM91 233H94V235L92 234L91 235ZM108 233V234H107ZM220 233V234H219ZM85 234V233H84ZM190 234V235H189ZM219 234V235H218ZM245 234V235H244ZM56 235H57V233H56ZM104 235V236H103ZM188 235V236H187ZM91 236V237H90ZM95 236V237H94ZM108 236H110V237H108ZM221 236V237H220ZM245 236V237H244ZM108 237V238H107ZM139 237V238H138ZM196 237V236H195ZM212 237H214V238H212ZM218 239H217V238ZM225 237H226V239H225ZM263 237V238H262ZM198 238H194V239H198ZM215 238H216V241H215ZM242 238V239H241ZM257 238L260 240L259 242L257 241ZM104 239V240H103ZM137 239V240H136ZM194 239H193V241H194ZM253 239H255V243H254V240ZM82 240V239H81ZM103 240V241H102ZM226 240V241H225ZM246 240V241H245ZM113 241H115V242H113ZM141 241V242H140ZM219 241V242H218ZM245 241V242H244ZM257 241V242H256ZM108 242V243H107ZM113 242V243H112ZM241 242V243H240ZM250 242L252 243V244H250ZM111 243V244H110ZM115 243V244H114ZM122 243V244H121ZM135 243H137V244H135ZM183 243V242H182ZM244 243H247V244H244ZM260 243V244H259ZM105 244V245H104ZM126 246V247H124V245ZM238 244V245H237ZM242 244V245H241ZM104 245V246H103ZM111 245V248L109 247V246ZM115 245V246H114ZM120 245V246H119ZM252 245H254L253 247H251ZM255 245H257V247H258V249H260V250H258V249H256L257 247H255ZM108 246V247H107ZM117 246V247H116ZM121 246H123V248L121 247ZM133 246V247H132ZM250 246V247H249ZM116 247V248H115ZM233 247H235V248H233ZM240 247V248H239ZM248 247L250 248V249H253V252H251L249 249H248ZM254 247H255V249H254ZM260 247V248H259ZM103 248V249H102ZM111 250H110V249ZM118 248V249H117ZM121 248H122V251H124L125 250V252H122L121 251ZM125 248V249H124ZM131 248V249H130ZM236 248H237V250H240L241 249V253H240V251H239V255H238V252H236L237 250H236ZM128 249H129V251H128ZM177 249H179L178 247H177ZM99 250V251H98ZM113 250V251H112ZM119 250V251H118ZM132 250V251H131ZM171 250V249H170ZM170 250H169V252H170ZM172 250H174V248H172ZM171 250V252L173 253V251ZM247 252L246 254H245V252ZM108 251V252H107ZM117 253V252H119L120 253V251L122 252V254L124 253V255H122V256H119V259L117 258L118 256H116L117 254L115 253V252ZM175 251H177L176 249H175ZM231 251H235L236 252V254L237 255H235V252H234V254H233V252H231ZM257 251V252H256ZM86 252V253H87ZM100 253L101 255H95L94 253ZM104 252V253H103ZM115 254H114V253ZM168 252V253H169ZM231 252V253H230ZM251 252V253H250ZM88 253H87V255H88ZM106 253V254H105ZM118 253V254H119ZM230 253V254H229ZM104 254V255H103ZM108 254V255H107ZM110 254H113V255H110ZM128 254V255H127ZM195 254H196V256H195ZM232 254V255H231ZM244 254V255H243ZM87 255H85V253L83 254V256H87ZM89 255L87 256V258H91V257H89ZM121 255V254H120ZM125 255H126V257H125ZM158 255V256H157ZM225 255H227V257L229 258V260H228V258L225 256ZM233 257H231V256ZM241 255V256H240ZM250 255V256H249ZM251 255H253V256H251ZM254 255H255V257H254ZM114 256H116V257H114ZM195 256V257H194ZM230 256V257H229ZM106 257V258H105ZM130 257V258H129ZM199 257V258H198ZM226 257V258H225ZM127 258V259H126ZM132 258H134V259H132ZM137 258V259H136ZM163 258H166V257H163ZM189 258H191V259H189ZM192 258L193 259H195V260H193L192 261ZM198 258V259H197ZM239 258V259H238ZM244 258H245V260H244ZM108 259H109V261H108ZM115 260V261H113V260ZM117 259V260H116ZM132 259V260H131ZM147 259V260H146ZM227 259V260H226ZM238 259V260H237ZM242 259V260H241ZM119 260V261H118ZM128 260L130 261V262H128ZM140 261V262H136V261ZM148 260V261H149ZM164 260V259H163ZM166 260V259H165ZM197 260V261H196ZM244 260V261H243ZM123 261V262H122ZM127 261V262H126ZM134 261V262H133ZM256 261V262H255ZM188 262V261H187ZM188 262V263H189ZM221 262V263H220ZM134 263V264H135ZM143 263V262H142ZM145 263V262H144ZM184 263V262H183ZM183 263H181V264H183ZM160 264H163V262L162 263H160ZM185 264V263H184Z\"/></svg>",
	"mask_w": 264,
	"mask_h": 264
}]
</instances>
